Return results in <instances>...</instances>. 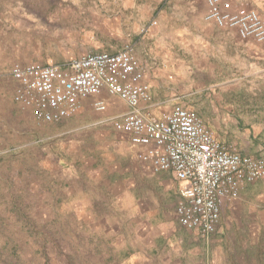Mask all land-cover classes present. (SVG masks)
<instances>
[{"label":"rangeland","instance_id":"374dc122","mask_svg":"<svg viewBox=\"0 0 264 264\" xmlns=\"http://www.w3.org/2000/svg\"><path fill=\"white\" fill-rule=\"evenodd\" d=\"M192 1L0 0V264H221L224 258L264 264L260 181L235 199L222 240L206 242L176 221L179 182L149 168L126 134L100 122L124 112L117 97L106 98L104 111L87 101L56 123L37 122L12 99L15 62L62 65L130 45L144 79L146 62L165 72L172 31L182 44L199 35L219 44L216 29H204L197 17L200 0L198 6ZM211 79L198 69L186 73L176 86L185 103L158 107L179 104L212 123L222 114V89L191 82ZM255 104L254 111L241 106L238 117L235 108L223 110L220 121L231 131L215 135L230 149L264 160L262 95Z\"/></svg>","mask_w":264,"mask_h":264},{"label":"built area","instance_id":"2783aa9c","mask_svg":"<svg viewBox=\"0 0 264 264\" xmlns=\"http://www.w3.org/2000/svg\"><path fill=\"white\" fill-rule=\"evenodd\" d=\"M205 20L235 29L241 39L264 41V22L254 9L233 10L228 0H205ZM133 48L85 53L65 64L11 65L12 99L34 120L56 123L82 109L85 102L104 111L107 97L127 110L101 120L141 147L137 156L155 172L170 171L183 182L175 206L177 223L206 238L221 221L222 201H232L249 183L264 188V160L240 154L217 138L195 112L175 104L155 116L141 104L150 102L149 85Z\"/></svg>","mask_w":264,"mask_h":264},{"label":"crops","instance_id":"0c3cea01","mask_svg":"<svg viewBox=\"0 0 264 264\" xmlns=\"http://www.w3.org/2000/svg\"><path fill=\"white\" fill-rule=\"evenodd\" d=\"M233 10H250L254 9L261 14V19L264 22V0H228ZM192 3L198 6V0H193ZM193 9H196L193 7ZM197 10V9H196ZM195 10V11H196ZM207 7L205 0H200L197 17L204 24V29L212 28L216 29V33L220 34V40L217 45H211L205 43L202 36H197L194 41L188 42L189 44H182L179 39V32L172 31L173 37L171 40V47L173 51H168L169 61L166 63L165 72H162L159 67L147 65V70L143 81L149 85L151 100L148 104H141V107L145 112L152 115H159L162 111L171 109L177 102L184 104L183 94L177 93L176 86L179 83V78L186 75L191 76V73L195 69L200 70L203 76H210L212 79L205 82L191 81L198 85H210L215 86L218 91L222 89V95L217 96V107L223 108L222 114L225 115L223 110L235 108V117L239 116L238 110L242 106L244 109L251 108L256 110L259 108L255 104L256 97L262 95L264 98V75H261L264 71V41L258 42L253 38L241 39L238 32L235 29L220 28L215 23L205 20L204 16ZM157 31H150L148 36H152ZM212 33V32H210ZM182 49L186 52V55L181 57L176 50ZM222 49L223 51L221 52ZM156 64V63H155ZM166 75V80L158 81L160 75ZM261 83V87L257 85ZM221 87V88H220ZM119 99V98H118ZM119 109L123 111L127 110L126 104L119 99ZM162 101L174 102L172 106L166 109H160L158 106ZM234 102V105L230 104ZM219 113L215 115V120L212 123L206 122L207 125L214 132H228L231 124L220 121ZM203 117V114H201ZM226 116V115H225ZM224 116V117H225ZM235 126H237L235 124ZM137 149H141L134 145ZM165 175L174 177L179 182V187L183 183L178 180L175 175L170 171H164ZM251 183L246 184L240 191L239 197L248 192V188ZM179 190V188H178ZM178 193V192H177ZM237 199V198H236ZM235 199L232 201H222L221 204V221L217 231L204 238L207 242L212 239L222 240L227 229V222H225V216L227 213L232 214ZM220 238V239H219ZM252 245H255L254 243ZM255 247V246H254ZM226 252V250H224ZM221 264H231L224 258ZM235 264H257L254 258L248 259L246 262L244 259L237 258Z\"/></svg>","mask_w":264,"mask_h":264}]
</instances>
